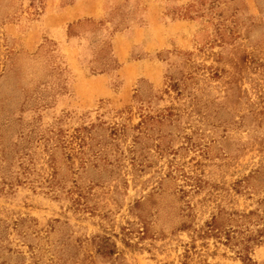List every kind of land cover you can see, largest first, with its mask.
<instances>
[{"label": "rangeland", "instance_id": "obj_1", "mask_svg": "<svg viewBox=\"0 0 264 264\" xmlns=\"http://www.w3.org/2000/svg\"><path fill=\"white\" fill-rule=\"evenodd\" d=\"M0 264H264V0H0Z\"/></svg>", "mask_w": 264, "mask_h": 264}]
</instances>
